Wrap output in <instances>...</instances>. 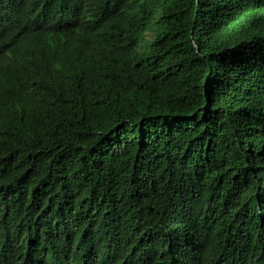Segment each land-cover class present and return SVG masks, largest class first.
Segmentation results:
<instances>
[{"label":"trees","instance_id":"16d2710c","mask_svg":"<svg viewBox=\"0 0 264 264\" xmlns=\"http://www.w3.org/2000/svg\"><path fill=\"white\" fill-rule=\"evenodd\" d=\"M0 264H264V0H0Z\"/></svg>","mask_w":264,"mask_h":264}]
</instances>
